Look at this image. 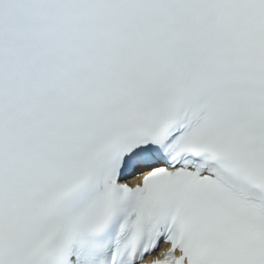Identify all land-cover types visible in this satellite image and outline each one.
Masks as SVG:
<instances>
[{
    "label": "snow or ice",
    "instance_id": "6c2138e0",
    "mask_svg": "<svg viewBox=\"0 0 264 264\" xmlns=\"http://www.w3.org/2000/svg\"><path fill=\"white\" fill-rule=\"evenodd\" d=\"M0 264H264V0H0Z\"/></svg>",
    "mask_w": 264,
    "mask_h": 264
}]
</instances>
